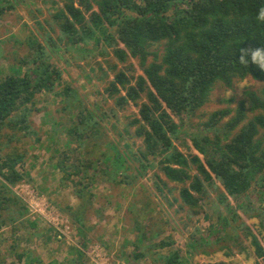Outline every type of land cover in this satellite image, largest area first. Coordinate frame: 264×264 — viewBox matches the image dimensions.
I'll return each mask as SVG.
<instances>
[{
	"label": "trees",
	"instance_id": "1",
	"mask_svg": "<svg viewBox=\"0 0 264 264\" xmlns=\"http://www.w3.org/2000/svg\"><path fill=\"white\" fill-rule=\"evenodd\" d=\"M8 8L13 7H3L0 2V18ZM262 13L264 0H65L63 7L52 15L59 43L49 37L50 44L41 45L29 38V54L0 78V133L10 130L3 141L0 137V227L19 220L26 212L25 203L12 190L23 178L18 167L25 155L10 146L19 142L17 132L33 133L30 115L38 94L55 92L65 110L72 107L77 111L76 124L65 129V133L81 148L86 149L85 142L95 136L98 120L80 105L76 89L61 83L62 73L50 60L55 56L61 58L60 44L82 50L80 44L100 39L104 55L109 49L120 62L139 61L140 75L129 79L120 71L109 82L106 92L117 98L119 105L140 102L139 118L133 122L138 125L135 134L144 144L143 150H138V159L146 170L154 168L151 161L163 155L155 168L165 180L156 173L157 190L162 192L170 182L187 186L180 189L178 196L183 205L192 209L204 198L206 189L213 188L219 192L218 203L229 208L228 202L248 200L247 193L254 184L259 192L258 206L246 201L238 208L246 205L242 212L252 213L251 218L259 220L261 231L255 228L258 232H253L246 225L244 234L256 257L264 261V87L258 92L245 91L235 109L210 114L203 126L208 133L213 131V137L200 131L191 139L202 157L186 156L174 147L180 132L176 118L182 114L190 117L203 107L216 83L231 87L235 80L249 77L264 81V68L252 59L255 52L264 53ZM155 44L163 45L161 55L150 51ZM150 56L152 61L148 60ZM22 67H26L23 73ZM6 149L10 151L5 152ZM2 152L5 153L1 155ZM101 155L107 166L103 174L111 179L121 177L119 182L130 184V176L125 174L128 167L122 165L119 156L112 159L105 153ZM67 159L64 152L60 163L63 169ZM85 163L89 160L64 173L66 179L83 175L73 182L78 199L87 192L82 183L88 173L81 170ZM191 170L195 172L192 174ZM2 211H7L8 216L3 217ZM71 213L83 234L84 211ZM171 244L167 240L158 247ZM156 264L188 263L173 253L159 255Z\"/></svg>",
	"mask_w": 264,
	"mask_h": 264
},
{
	"label": "rangeland",
	"instance_id": "2",
	"mask_svg": "<svg viewBox=\"0 0 264 264\" xmlns=\"http://www.w3.org/2000/svg\"><path fill=\"white\" fill-rule=\"evenodd\" d=\"M64 1L0 0L3 7H13L0 18V78L29 54V38L41 45L50 44L49 37L59 43L52 15L63 7ZM87 14L85 12V16ZM60 45L61 58L55 56L50 62L62 73L61 83L76 89L80 105L87 108L99 124L95 136L85 142L87 148H81L65 133V129L76 124L77 111L72 107L65 110V104L55 92L36 96L30 115L33 133L17 132L20 140L10 146L25 155L18 167L23 178L12 190L25 203L26 212L19 220L0 227V262L156 264L159 255L178 253L188 264H264L256 257L244 234L246 225L258 232L259 220L251 218L252 213L242 212L246 205L238 208L246 201L258 206V188L253 184L247 193L248 200L228 202L229 208L218 203L216 189L207 188L204 198L192 209L183 205L178 196L180 189L187 186L170 182L162 192L157 190L156 173L165 180L155 168L163 155L151 161L154 168L146 170L141 168L138 159V150H143L144 144L142 138L136 136L138 125L133 122L139 118L140 102L119 105L117 98L106 92L118 72H124L129 79L140 75L139 61L120 62L109 49L104 55L100 39L80 44L82 50H75L67 43ZM162 50V44L150 48L159 55ZM148 60L152 61V56ZM25 69L20 68L22 73ZM263 87L264 81L250 77L235 80L231 87L216 83L203 107L190 117L182 114L176 118L180 132L174 147L186 156H200L191 139L200 131L202 135L213 137V131L208 133L203 126L210 114L235 109L245 91L258 92ZM9 133L10 130L3 129L1 141ZM64 152L69 158L63 163L65 169L60 166ZM101 153L112 159L119 156L122 165L128 167L125 174L130 176V184L119 182L121 177L111 179L103 174L107 166L102 162ZM84 160L91 162L80 168L88 173L82 183L87 192L78 199L73 182L83 175L66 179L64 173L74 171ZM194 172L191 170L192 174ZM11 209L16 208L11 206ZM73 210L84 211L81 216L83 234L72 220ZM8 214L2 211L3 217ZM167 240L172 242L169 247H158ZM18 255L23 256L18 259Z\"/></svg>",
	"mask_w": 264,
	"mask_h": 264
},
{
	"label": "clouds",
	"instance_id": "3",
	"mask_svg": "<svg viewBox=\"0 0 264 264\" xmlns=\"http://www.w3.org/2000/svg\"><path fill=\"white\" fill-rule=\"evenodd\" d=\"M262 16H264V13H262ZM252 59L254 63L264 68V53L257 51L253 54Z\"/></svg>",
	"mask_w": 264,
	"mask_h": 264
},
{
	"label": "built area",
	"instance_id": "4",
	"mask_svg": "<svg viewBox=\"0 0 264 264\" xmlns=\"http://www.w3.org/2000/svg\"><path fill=\"white\" fill-rule=\"evenodd\" d=\"M37 199H38V197H37L36 199L33 198V201H34V200H37ZM97 255H99V254H97ZM96 263L99 264L98 262H96Z\"/></svg>",
	"mask_w": 264,
	"mask_h": 264
}]
</instances>
